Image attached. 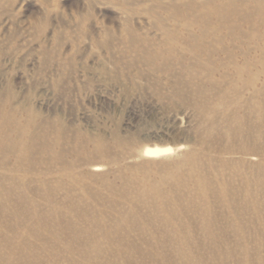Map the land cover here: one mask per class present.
Returning <instances> with one entry per match:
<instances>
[{"label": "rangeland", "instance_id": "obj_1", "mask_svg": "<svg viewBox=\"0 0 264 264\" xmlns=\"http://www.w3.org/2000/svg\"><path fill=\"white\" fill-rule=\"evenodd\" d=\"M181 1L0 0V97L9 99V105L27 109L28 116H36L35 124L62 128L67 139L64 163L73 169L71 176L60 179L64 171H54L59 163L43 154V160L19 173L25 176L26 187L49 186L57 193L54 201L55 194L47 202L39 200V209L66 204L60 199L65 191L81 200L83 208L81 215L73 216L81 229L75 234L82 238L69 240V252H49L44 258L39 244L32 245L35 253H42L43 264H124L127 257L132 258L131 264H142L136 256L146 250L145 240L163 241L170 254L168 264H178L163 234L171 229L161 223L165 212L158 204L163 194L156 191L179 186L174 171L187 172L188 165L173 166L166 182L159 172H165L162 165L178 154L189 152L194 165L213 154L206 143L208 122L183 100L164 99L160 89L154 88L152 77L146 76L145 66L128 64L133 51L124 35L128 25L148 40L160 39L156 21L167 19L169 5ZM192 1L199 4L203 0ZM187 138L193 143H187ZM98 139L108 146L103 156L93 151ZM179 142L184 148L177 155L146 157L142 153L145 146L176 147ZM79 145L80 151H75ZM93 166L99 169L92 170ZM0 171L18 174L5 168ZM38 176L46 182L40 184ZM59 183L63 189L54 190ZM25 194L38 195V200L45 193ZM175 197L172 222L187 235L193 255L203 264H216L209 260L211 248L203 233L207 216L197 209L202 200L184 194ZM8 214L5 234L19 246L14 236L18 217ZM25 215L29 221L30 215ZM214 217L218 221L211 225L212 231L217 232L219 224L233 237L227 226L232 215L217 213ZM252 228L249 254L264 257V241L257 236L258 231L264 232V197ZM107 229L112 234L110 240L104 238ZM67 231H62L60 242ZM122 234L137 250L119 258L113 249L118 243L125 244ZM153 234L156 239H151ZM145 263L160 261L151 256Z\"/></svg>", "mask_w": 264, "mask_h": 264}, {"label": "bare ground", "instance_id": "obj_2", "mask_svg": "<svg viewBox=\"0 0 264 264\" xmlns=\"http://www.w3.org/2000/svg\"><path fill=\"white\" fill-rule=\"evenodd\" d=\"M169 8V17L156 21L161 35L160 39H154L157 42L126 26L124 37L133 51L128 64L145 66L146 76L152 77L154 88L160 89L164 99H181L207 120L206 143L213 154L204 163L194 165L189 152L178 154L184 148L180 142L176 147L157 144L144 147L142 153L146 157L178 154L162 165L165 172L159 174L164 182L173 174V166L188 165L187 172L174 171L179 186L156 191L163 194V201L158 204L165 212L161 223L171 228L163 234L173 247L171 254L178 264H203L191 253L187 235L171 220L175 195L198 198L202 202L197 209L203 217L207 216L202 227L211 248L209 260L216 264H264V257H252L248 246L251 225L258 221L264 197V0H203L199 4L183 0ZM8 102L9 99L0 97V168L18 174L0 171V264L42 263V253L32 250L34 243L39 244L45 258L49 252L53 255L69 252V240L82 238L77 236L81 229L73 221L74 215L82 214V203L65 191L60 199L66 204L39 209V200L47 202L55 194L54 201L57 193L49 186L26 187L25 176L19 172L31 167L34 161L43 160L42 155L46 154L59 163L54 171H64L60 179L71 176L72 167L64 163L67 139L62 128L35 124L36 116H28L27 109ZM186 142L193 140L187 138ZM80 149L81 145L74 148ZM93 151L103 156L108 146L98 139ZM37 178L40 184L46 182L40 176ZM58 186L54 190L63 189L60 183ZM26 192L45 194L37 200L38 195L28 196ZM8 212L18 217L14 236L19 246L5 234L4 229L10 223L5 218ZM217 213L232 215L227 226L233 237H228L219 224L217 232L212 231L211 225L218 221L214 217ZM25 214L30 215L29 221ZM64 230L68 231L63 243L59 238ZM39 231L47 234L39 236ZM103 231L104 238L110 240V230ZM257 236L264 241L262 230ZM151 239H156L154 234ZM122 240L125 244L118 243L113 249L119 258L137 250L123 234ZM144 246L146 250L136 256L142 264H147L151 256L159 259V264H168L170 254L165 251L163 241L145 240ZM132 262L131 257L123 260L124 264Z\"/></svg>", "mask_w": 264, "mask_h": 264}]
</instances>
